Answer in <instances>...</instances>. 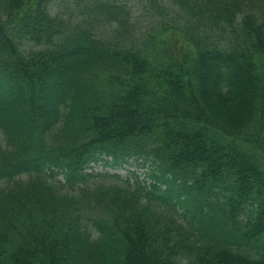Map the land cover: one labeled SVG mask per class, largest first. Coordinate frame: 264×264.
Instances as JSON below:
<instances>
[{
    "label": "trees",
    "instance_id": "obj_1",
    "mask_svg": "<svg viewBox=\"0 0 264 264\" xmlns=\"http://www.w3.org/2000/svg\"><path fill=\"white\" fill-rule=\"evenodd\" d=\"M52 2L0 0V264H264V0H169L128 43L124 7L105 39Z\"/></svg>",
    "mask_w": 264,
    "mask_h": 264
},
{
    "label": "rangeland",
    "instance_id": "obj_2",
    "mask_svg": "<svg viewBox=\"0 0 264 264\" xmlns=\"http://www.w3.org/2000/svg\"><path fill=\"white\" fill-rule=\"evenodd\" d=\"M100 0H53L52 12L57 14L66 24L69 26H80L89 30L93 28L95 32L101 34L103 38L114 37L117 34H112L109 28H106L104 23L97 21L96 19H103V16L97 12L96 7ZM108 2V0H103ZM116 6L124 7L126 12L128 29L121 28L119 37L128 43L129 40L134 38L138 42H147L150 38L157 35V32L168 23L173 25L178 23L179 11L176 8H170L169 0H156L153 4L150 0H109ZM165 6V8H164ZM172 7V6H171ZM114 22V21H113ZM117 26V23L114 22ZM105 30V32H104ZM114 39V38H113ZM150 47V46H149ZM94 170V172L106 171L108 173H117L122 178L128 176L129 171H135L139 178H146L147 167L135 166V163L129 162L124 167H105L101 163L91 164V167L87 169V172ZM102 178V177H101ZM57 179H61L59 176ZM103 179V178H102ZM99 183L101 182V180ZM96 182L97 180L88 179L87 183ZM161 189H164L162 187ZM169 214H172L180 223L188 226V221L181 216L182 209L178 208V213L169 210ZM244 216L239 217V219ZM177 264H186V260L180 259Z\"/></svg>",
    "mask_w": 264,
    "mask_h": 264
}]
</instances>
